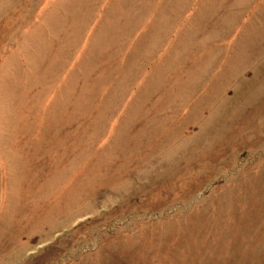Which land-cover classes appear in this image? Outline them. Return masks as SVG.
Segmentation results:
<instances>
[{
    "label": "rangeland",
    "instance_id": "1",
    "mask_svg": "<svg viewBox=\"0 0 264 264\" xmlns=\"http://www.w3.org/2000/svg\"><path fill=\"white\" fill-rule=\"evenodd\" d=\"M0 264H264V0H0Z\"/></svg>",
    "mask_w": 264,
    "mask_h": 264
}]
</instances>
